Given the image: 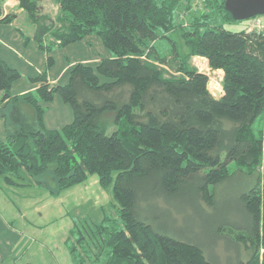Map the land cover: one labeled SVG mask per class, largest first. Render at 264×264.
<instances>
[{"label":"trees","instance_id":"1","mask_svg":"<svg viewBox=\"0 0 264 264\" xmlns=\"http://www.w3.org/2000/svg\"><path fill=\"white\" fill-rule=\"evenodd\" d=\"M38 1L19 0V7L48 55L96 35L111 58L75 65L63 86H49L45 74L39 89L21 98L11 97L20 73L0 59V108L23 101L36 114L29 132L0 141L5 183L23 186L30 177L54 196L93 176L101 188L112 187L117 225L109 217L75 222L67 244L76 264H218L214 252L225 255L222 264L233 256L235 264H264V136L254 127L264 116V29L211 26L216 12L234 20L224 0H207L215 12L194 19L181 51L170 35L178 0H56L55 22L64 27L55 32ZM1 4L0 23H12L1 19ZM158 40L170 43L171 59ZM196 56L224 73L221 99L190 66ZM56 95L74 119L47 130L44 105ZM107 113L116 114L115 130L102 121ZM173 205L191 223L197 211L211 221L203 230L214 248L162 224L161 211ZM152 206H161L159 213Z\"/></svg>","mask_w":264,"mask_h":264},{"label":"rangeland","instance_id":"2","mask_svg":"<svg viewBox=\"0 0 264 264\" xmlns=\"http://www.w3.org/2000/svg\"><path fill=\"white\" fill-rule=\"evenodd\" d=\"M7 1L2 0L3 16L1 19L13 14L14 10L16 12L20 10L19 0H16V3H19V5L17 6L15 3L12 7ZM178 2L179 9L176 12L175 19L176 30L170 33V35H172L173 41L177 43L179 49L182 51L184 43L183 32L193 29L192 25L196 17H204V15L211 12L212 15L215 10L210 11L206 8L207 0L206 2L204 0H178ZM59 10L60 7L56 0L38 1V13L47 15L50 18L55 27L54 32L64 27L58 21L55 22L59 16ZM214 14L217 20H213L211 26L224 27L228 31L242 29L249 32V29L252 28L253 24L257 25V22H259L260 26H264V16L237 22L231 21L222 12ZM22 15L23 18L18 23V28L20 29V35L24 38L23 48H25L24 52L26 53L27 62L18 64L20 79L12 85L11 92L14 94H19L25 89L38 85L37 81H40L39 79L45 74L46 78L56 79L59 85H66L70 78L71 68H67L69 65L79 63L80 59L95 60L102 58V56L108 53L110 54L103 46L101 39L96 35H91L83 41L67 47L55 48L48 55L37 43H34L33 39H28L30 33L34 30V26L24 12ZM0 31H2L1 28ZM51 41H53L52 34L44 42V48H47ZM156 45L162 54H166L167 57L171 54H169L171 50L169 42L158 40ZM82 49L85 53L82 52ZM196 57H192L189 60V64L195 69H201L202 63L200 62L202 60L199 62ZM48 58L52 59L50 65ZM171 58L172 56H169L168 60ZM93 65L96 66L97 64ZM65 68L67 69L65 70ZM208 68L204 63L202 70H206V75L209 76L207 78L208 80L210 78L209 81L211 83L208 89L209 92L218 95L220 91V94L223 96L224 73L209 72ZM211 93L209 94L211 95ZM115 117L116 114L107 113L102 117V121L115 130ZM20 119L22 118L20 117ZM20 119L16 120L14 124L17 121H21ZM73 119L74 112L71 105L64 103L61 97L56 95L50 103L49 109H46L44 124L47 129L61 130L70 124ZM1 123L0 139L5 140V135L9 136L13 131V123L11 121H5L4 123L0 117ZM254 127L256 133L261 131L264 136V116L256 121ZM35 180L27 177L24 186H10L0 176V264H74L64 244V240L67 237L69 239L71 235L69 232L74 228V222L78 223L79 220L83 221L86 219V221L99 223L105 217H109L113 220V224L117 225L119 207L116 206L113 199L112 187L107 189L101 188L97 176L91 177L83 185L63 191L57 196L52 195L51 190H49L50 188L47 189L39 185ZM16 182L21 185L18 181ZM159 208L161 206H152V213L154 215L155 213H159ZM181 208L179 205L163 208V211H161L164 217L162 224L166 223V226L172 229H180L181 234L184 232L182 235L184 237L189 236L201 242L205 240L210 248H214L212 238H205L203 230L204 227L212 225L211 221L204 219L202 217L203 214L201 215L197 211L192 215L191 223L186 219V215ZM208 212L210 211H206L205 213ZM199 217H201V220ZM16 243H20L21 245L17 248L13 255V260H11L10 257L14 253L13 248ZM242 253L244 256V250H242ZM218 254L214 252L213 257L218 264H222L221 258L225 259V255ZM234 259L236 260V257L233 256L230 260L225 261L224 264H235Z\"/></svg>","mask_w":264,"mask_h":264},{"label":"crops","instance_id":"3","mask_svg":"<svg viewBox=\"0 0 264 264\" xmlns=\"http://www.w3.org/2000/svg\"><path fill=\"white\" fill-rule=\"evenodd\" d=\"M15 3H16V0H14V4ZM18 5H19V3L17 4V6ZM12 6H14V5H12ZM22 14H23V12L21 9L18 12H16L14 10V13L10 14V16L12 15V19H13L12 23H9V24L0 23V28L2 30V31H0V59H2L10 67L16 69L17 71L19 70L18 64L23 63V62H27L26 53L24 52L25 48H23L24 38L22 37V35H20V33H19L20 29L18 28L19 27L18 23H20L21 18H23ZM23 34L25 35V33H23ZM33 35H34V30H33V32L30 33V37H28V39L34 40ZM34 43H36V41ZM82 52H84L83 49H82ZM102 58H111V54L108 53L105 56H102ZM102 58H97L95 60L80 59L79 63H76V64L72 63L67 68L72 69V67H74L77 64H89V65L94 66L93 64H95V65L98 64L102 60ZM67 68H65V70ZM46 80H48V84L51 87H56L59 85V83L56 82V79L53 80V79L46 78ZM37 84L38 85H36V86H33L31 88H28V89L21 91L19 94L18 93L14 94L11 92V97L12 98H16V97L21 98L22 96H24L27 93L35 92L36 90L39 89L41 83H37ZM1 98H2V94L0 95V100H1ZM49 106H50V104L44 105V107L47 110L49 109ZM0 117H1V119H3L4 123H5V121H7V122L11 121L13 123L12 133L9 136L5 135V140L0 139V141H7L9 138L16 137L20 134H26L27 132H29V130H31V128L34 127V125L36 123V114H35L34 109L32 107H30L29 105H27L26 103H24L23 101H19V102L13 101L12 102L11 100L9 101V99L6 100L3 103L2 107L0 108ZM20 117L22 119H20ZM19 119L21 121H17L18 124L17 123L14 124L16 122V120H19ZM0 126H2V123L0 124ZM47 130H50V129H47ZM24 191H25V189H24ZM26 191H29V190H26ZM101 222L102 221H100L99 223H101ZM73 227H74V225H73ZM72 230H73V228H72ZM71 231L69 233H71ZM67 240H68V237H67V239L64 240L65 247H66L67 252H68L69 256L71 257L73 263L76 264V262L74 261V259L72 258V256L69 253V250H68L69 248L67 247L68 246ZM20 245H21L20 243H16V245H14V248H13L14 253L10 257L11 260H13V255L15 254L17 248Z\"/></svg>","mask_w":264,"mask_h":264},{"label":"water","instance_id":"4","mask_svg":"<svg viewBox=\"0 0 264 264\" xmlns=\"http://www.w3.org/2000/svg\"><path fill=\"white\" fill-rule=\"evenodd\" d=\"M224 9L234 21L242 22L264 16V0H224Z\"/></svg>","mask_w":264,"mask_h":264},{"label":"built area","instance_id":"5","mask_svg":"<svg viewBox=\"0 0 264 264\" xmlns=\"http://www.w3.org/2000/svg\"><path fill=\"white\" fill-rule=\"evenodd\" d=\"M204 2H206V0H204ZM262 29H264V26H260L259 25V22H257V25L255 24H253V26H252V28L251 29H249V32H253V31H256V30H262ZM196 59L197 60H199V62H200V60H202V62H200V63H202V65H201V69L200 68H198L197 70L199 71V73H201V74H203V75H205V76H207L206 75V70H202V66H204V63H205V65H207V67H209L208 69H209V72L211 71V72H216L217 74H218V72L219 71H214V70H212L211 68H210V65H209V61L207 60L206 61V59L204 58V57H196ZM207 63V64H206ZM205 69V68H204ZM219 74H221V73H219ZM223 75V74H222ZM207 77H209V76H207ZM223 77H224V75H223ZM209 80H210V78H209ZM210 81L208 82V89H209V87H210ZM218 87L219 88H221V86L220 85H218ZM223 89V88H222ZM209 91V90H208ZM209 93H211V92H209ZM211 96L214 98V99H216V100H219V99H221L223 96H222V94H220V91H219V94L218 95H216L215 93H211Z\"/></svg>","mask_w":264,"mask_h":264},{"label":"bare ground","instance_id":"6","mask_svg":"<svg viewBox=\"0 0 264 264\" xmlns=\"http://www.w3.org/2000/svg\"><path fill=\"white\" fill-rule=\"evenodd\" d=\"M7 2L10 4V6H12V4L14 3V0H8Z\"/></svg>","mask_w":264,"mask_h":264}]
</instances>
